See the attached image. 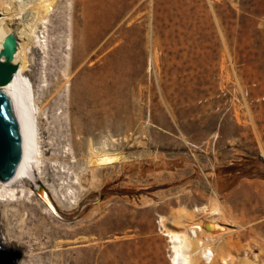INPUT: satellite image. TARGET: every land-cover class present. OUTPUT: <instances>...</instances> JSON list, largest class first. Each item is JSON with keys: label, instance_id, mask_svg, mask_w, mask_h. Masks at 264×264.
<instances>
[{"label": "rangeland", "instance_id": "374dc122", "mask_svg": "<svg viewBox=\"0 0 264 264\" xmlns=\"http://www.w3.org/2000/svg\"><path fill=\"white\" fill-rule=\"evenodd\" d=\"M40 37L24 75L41 108L36 175L68 219H43L30 180L9 205L19 260L48 264L37 251L55 232L75 256L170 264L159 217L179 230V213L216 207L228 231L211 264H264V100L214 110L232 86L264 96V0H58ZM90 148L121 159L83 190Z\"/></svg>", "mask_w": 264, "mask_h": 264}, {"label": "bare ground", "instance_id": "6f19581e", "mask_svg": "<svg viewBox=\"0 0 264 264\" xmlns=\"http://www.w3.org/2000/svg\"><path fill=\"white\" fill-rule=\"evenodd\" d=\"M57 1L29 0L27 2L24 0H8L0 4V49L4 37L9 33L14 34L17 41V50L13 63L18 67L12 81L8 85L0 87V91L8 97L15 109L23 144L21 159L15 173L7 181H0V244L2 247L14 251L18 250L21 239L19 237L20 240H15L12 237L9 205L11 201H17L20 193L26 189L25 187L30 180H32L34 188L39 185H41V188L42 186L45 187V184L36 175L37 171L42 173L41 171L46 166L40 128L41 108L34 95L26 87L24 75L29 67V52L36 43H41L40 38H43L40 37V31L45 27L48 18L53 13ZM43 43L42 46L45 45ZM65 157V161L70 160L69 155ZM120 159L121 157L118 154L108 152L105 148H90L86 166L81 169L76 183L81 189H86L88 183H90L89 175L92 167L109 166ZM47 191L50 192L49 189ZM28 195L31 198L37 196L32 186L28 189ZM51 196L57 207L61 209L59 200L55 199L53 195ZM36 200L39 210L44 215L43 219L54 216L47 206V200H42L39 197ZM204 208H195L194 211L197 212ZM189 217L183 212L178 214V222L182 225L181 229L178 227L179 230L165 228L163 224L165 218L159 217L158 223L164 228V235L168 238L170 244V264H195V256L197 255L204 264H211L214 258L211 245L217 244L219 237L228 231L227 224L221 220L220 211L216 207L212 208L202 220L195 221ZM206 223L210 225L209 230L211 232L206 230ZM49 236V245L46 246L48 243H40L39 249L37 248L38 258L42 259L43 256H48L50 260L48 264L136 263L134 252L124 262L122 261L123 258L119 259L118 257V259L109 260L103 255L81 257L76 254L75 256V253L70 251L69 243L56 240L58 236L55 232H50ZM219 259L222 264H230V257L228 256L221 255ZM19 261H17L18 264H29L25 257Z\"/></svg>", "mask_w": 264, "mask_h": 264}, {"label": "water", "instance_id": "95a60500", "mask_svg": "<svg viewBox=\"0 0 264 264\" xmlns=\"http://www.w3.org/2000/svg\"><path fill=\"white\" fill-rule=\"evenodd\" d=\"M0 49V87L8 85L18 67L13 63L17 50V41L14 34L9 33L2 41ZM22 136L15 109L6 95L0 91V181L5 182L15 173L22 155ZM37 197L48 201V208L52 214L60 220H67L58 211L50 193L41 185L34 188ZM205 224L206 229L209 228ZM19 260V252L2 247L0 244V264H16Z\"/></svg>", "mask_w": 264, "mask_h": 264}, {"label": "built area", "instance_id": "2783aa9c", "mask_svg": "<svg viewBox=\"0 0 264 264\" xmlns=\"http://www.w3.org/2000/svg\"><path fill=\"white\" fill-rule=\"evenodd\" d=\"M215 100L216 105L214 110L219 112L223 117L227 113L235 115L238 111L247 109L249 106L264 100V96L261 98H254L251 95L249 87L239 88L237 86H232L219 91V93L215 95Z\"/></svg>", "mask_w": 264, "mask_h": 264}]
</instances>
